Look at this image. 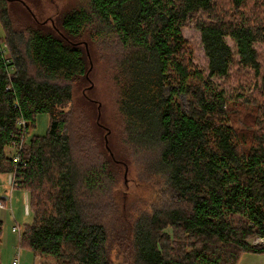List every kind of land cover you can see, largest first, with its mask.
Returning <instances> with one entry per match:
<instances>
[{
	"label": "trees",
	"instance_id": "1",
	"mask_svg": "<svg viewBox=\"0 0 264 264\" xmlns=\"http://www.w3.org/2000/svg\"><path fill=\"white\" fill-rule=\"evenodd\" d=\"M227 1L233 13L216 0H81L63 16L64 32H46L18 30L11 0H0V174L16 175L33 214L20 248L56 264H113L111 228L120 217L108 223L104 213L112 212H99L96 201L113 179L104 161L77 163L68 128L72 83L92 68L79 41L88 34L119 55L127 141L152 151L147 166L163 177L160 202L140 212L120 241H129L132 264H238L244 253L264 254V242H249L264 239V0ZM199 13L208 16L196 21L207 74L187 63L182 31ZM251 73L254 90L237 99L217 83L247 81ZM261 98L254 130L238 135L227 104ZM40 114L50 117L48 132L23 144L15 164L7 149ZM2 235L0 221V246Z\"/></svg>",
	"mask_w": 264,
	"mask_h": 264
},
{
	"label": "rangeland",
	"instance_id": "2",
	"mask_svg": "<svg viewBox=\"0 0 264 264\" xmlns=\"http://www.w3.org/2000/svg\"><path fill=\"white\" fill-rule=\"evenodd\" d=\"M216 1L219 7L222 6L221 8L226 9L228 13H233L229 1ZM80 2L81 0H11L9 8L10 15L17 25L16 28L20 31L30 27H40L46 32L50 30L64 32L62 29L63 16L74 10ZM206 18L208 19V16L204 13L197 14L185 23L182 31L190 48L186 57L187 63L207 74L208 60L201 42L200 31L196 26L197 20ZM3 37L4 31L0 23V39ZM79 41L88 45L92 68L88 78H79L72 83L73 100L67 110L69 111L68 128L73 153L77 163L83 167L95 165L99 160L107 163L113 182L109 181L106 185L110 184L108 188L101 187L100 190H97L96 201L98 205L102 206L99 212H103V210L112 212V215L104 213V218L108 223L116 214H119L120 217V220L114 224V228H111L116 233V237L110 259L113 264H132L129 241L124 244L120 241L125 239V233H127L125 229L127 230V227L136 221L140 212L150 210L152 203L160 202L163 196V177L159 171L155 173L152 167L148 168L147 166L148 162L153 161L152 151L140 150L127 141L126 123L119 109L120 90L116 79V61L119 55L112 51L114 49L112 45H107L104 49L99 48L92 42L88 34H84ZM0 45L6 49V44L1 40ZM258 51L261 56H264L261 46H258ZM255 82L252 73L247 81L227 80L225 83L221 80L217 81L229 98L236 99L240 98L242 94L252 92ZM260 104L263 105L262 98L256 105L232 102L227 104L229 125L235 129L238 135L250 134L254 130L253 126L258 119L257 106ZM99 105L100 109H98ZM49 125V115H38L34 125L27 132L26 142L35 136H45ZM107 130L110 131L106 136L108 145L104 138ZM105 145L110 152L106 150ZM7 152L10 156L15 154L12 149H7ZM122 163L128 167L126 178L124 177L125 166ZM113 194L115 200H111ZM17 206L20 207V210L17 209ZM12 207L16 218L21 214L24 215L21 202L18 203L17 199L16 202L15 199H12ZM22 220H24L22 226L31 222L30 218L26 220L22 217ZM133 220L134 222H132ZM255 241L249 240L250 243L256 244ZM19 251L22 253L21 249ZM28 253L24 264L57 263L52 257L35 256L32 252ZM9 255L10 253L6 252L3 257L4 264H11L8 263ZM238 264H264V254L244 253Z\"/></svg>",
	"mask_w": 264,
	"mask_h": 264
},
{
	"label": "crops",
	"instance_id": "3",
	"mask_svg": "<svg viewBox=\"0 0 264 264\" xmlns=\"http://www.w3.org/2000/svg\"><path fill=\"white\" fill-rule=\"evenodd\" d=\"M13 182V174H0V198L3 199L4 206L0 208V221L3 223V235L2 242L0 246V264H4L3 257L6 252L9 255L8 263L13 264L16 254L19 252L20 259L23 262L27 260L29 255V250L25 248H20V236L18 233L13 232L14 227H18L22 233L24 225L22 226L23 219L30 218L31 222L27 223L28 225L32 224L33 214L30 210V193L19 186L16 178V184L14 187L11 186ZM12 199H17V202H21V208L23 209L24 215L15 217L13 214ZM20 200V201H19ZM17 209L20 210V207L17 206ZM22 253H20V250ZM15 254V256H14ZM22 254V255H21ZM13 259V260H12ZM12 261V262H11Z\"/></svg>",
	"mask_w": 264,
	"mask_h": 264
},
{
	"label": "built area",
	"instance_id": "4",
	"mask_svg": "<svg viewBox=\"0 0 264 264\" xmlns=\"http://www.w3.org/2000/svg\"><path fill=\"white\" fill-rule=\"evenodd\" d=\"M20 124L24 126V122H21ZM26 134L27 133H24V135L22 136V140H21L20 144H18L17 146H15V144H14L13 147L10 148L15 152V154L12 155L13 161L15 164H18L20 161L19 151L21 150L23 144L26 143ZM16 183H17L16 182V175L13 174V182H12L11 186L14 187ZM3 206H4L3 199L0 198V208H2ZM13 232L18 233L19 236L21 235L20 229L18 227H14ZM263 242H264V239H256V241H255V243H263ZM13 264H22V260L20 259L19 253L15 256Z\"/></svg>",
	"mask_w": 264,
	"mask_h": 264
}]
</instances>
